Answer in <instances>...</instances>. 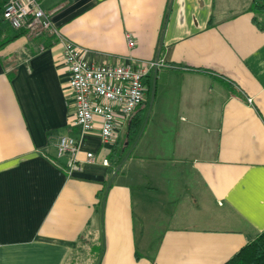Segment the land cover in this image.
Segmentation results:
<instances>
[{"label": "crops", "instance_id": "0c3cea01", "mask_svg": "<svg viewBox=\"0 0 264 264\" xmlns=\"http://www.w3.org/2000/svg\"><path fill=\"white\" fill-rule=\"evenodd\" d=\"M250 1L38 0L59 35L1 22L0 264H223L264 231V24ZM66 41L93 63L159 55L139 137L145 101L117 144L98 124L84 134L73 170L55 147L80 136ZM118 153L128 154L105 194Z\"/></svg>", "mask_w": 264, "mask_h": 264}, {"label": "built area", "instance_id": "2783aa9c", "mask_svg": "<svg viewBox=\"0 0 264 264\" xmlns=\"http://www.w3.org/2000/svg\"><path fill=\"white\" fill-rule=\"evenodd\" d=\"M2 17L15 29H24L30 36L43 32L59 35L49 14L38 0H5ZM129 46L134 44L131 33H125ZM68 73V96L74 112L73 124L80 130L79 137L60 135L55 140L58 157L67 155V167L79 169L77 152L82 137L97 124L102 142H114L119 130L131 118L144 100L147 91L144 79L159 62L140 61L131 63H93L85 58V49L72 41H66L61 51ZM251 101V98H247ZM89 161L95 159L91 151L86 152ZM108 165V159H102Z\"/></svg>", "mask_w": 264, "mask_h": 264}, {"label": "trees", "instance_id": "16d2710c", "mask_svg": "<svg viewBox=\"0 0 264 264\" xmlns=\"http://www.w3.org/2000/svg\"><path fill=\"white\" fill-rule=\"evenodd\" d=\"M2 8L0 10V24L2 21H4L2 17ZM248 9L253 13V18L258 24H264V0H251ZM19 30H21L20 32H25L24 29ZM2 31L3 29L0 25V34ZM19 33H16L13 36L18 35ZM13 36H11V38ZM6 41V39L2 40L0 38V46H2ZM139 122L140 121L134 120V118L132 119L129 127V134L135 131ZM129 138H131V136H129ZM114 143L117 144L118 141L116 140ZM122 158L123 156L118 153V157L115 159V167ZM223 264H264V231L259 232L254 239L243 245Z\"/></svg>", "mask_w": 264, "mask_h": 264}, {"label": "rangeland", "instance_id": "374dc122", "mask_svg": "<svg viewBox=\"0 0 264 264\" xmlns=\"http://www.w3.org/2000/svg\"><path fill=\"white\" fill-rule=\"evenodd\" d=\"M145 81V84H146V88H147V91L145 93V96H144V101H145V106H144V110H143V117H144V120H143V123L147 117V119L149 118L150 119V114H151V108H152V104H153V100H154V97H155V93H156V88H155V91H154V97H153V100L151 102V93H152V87H153V71H151L149 73V75L144 79ZM151 102V103H150ZM137 138V137H136ZM135 141V140H134ZM134 143V142H133ZM133 145V144H132ZM149 181V185H153V182L150 178L147 179ZM179 186L178 183H175L174 184V189H176L175 191H178L177 190V187ZM183 189L181 190L182 194L184 195L185 193V198L187 197V195H190L191 194V191H192V188L189 186L188 183H185L182 185ZM179 192V191H178ZM184 198V197H182ZM183 201H185L184 199H181ZM180 200V201H181ZM167 207L166 205H164V208ZM185 207V205H184ZM164 218H162V223L168 225L169 223L170 224H177V225H180V224H184L185 222L184 221V218L185 217H180L178 219L176 218H170V217H167V216H163ZM165 219V220H164ZM197 220V219H195ZM178 221V222H177ZM162 225V224H161ZM156 250L155 248H144L143 249V252H144V255L147 257V258H152L155 253H156Z\"/></svg>", "mask_w": 264, "mask_h": 264}, {"label": "water", "instance_id": "95a60500", "mask_svg": "<svg viewBox=\"0 0 264 264\" xmlns=\"http://www.w3.org/2000/svg\"><path fill=\"white\" fill-rule=\"evenodd\" d=\"M158 56H159V55L157 54V57H156L157 60H158ZM155 73H156V68L154 69V72H153V87H152V93H151V102H152V100H153V97H154V91H155V77H156V74H155ZM151 102H150V103H151ZM146 121H147V117H146L144 123L142 124V127H141V129H140V131H139L138 137H139V135L141 134V132H142L144 126H145ZM137 139H138V138H136V140L134 141L133 146L135 145ZM133 146H132V147H133ZM127 154H128V153H127ZM127 154L121 159V161L116 165L115 169L113 170L112 175H111V177H110V179H109V181H108V183H107V185H106L105 194H106V192H107V190H108V188H109V186H110V184H111V181H112L113 177L115 176V174L117 173V171H118L119 168L121 167V165H122L123 161L125 160ZM104 197H105V195H104Z\"/></svg>", "mask_w": 264, "mask_h": 264}]
</instances>
